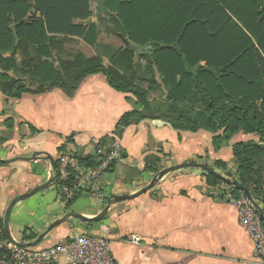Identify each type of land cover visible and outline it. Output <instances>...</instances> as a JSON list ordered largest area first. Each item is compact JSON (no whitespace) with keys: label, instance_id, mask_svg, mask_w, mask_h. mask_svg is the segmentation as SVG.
Wrapping results in <instances>:
<instances>
[{"label":"crops","instance_id":"crops-1","mask_svg":"<svg viewBox=\"0 0 264 264\" xmlns=\"http://www.w3.org/2000/svg\"><path fill=\"white\" fill-rule=\"evenodd\" d=\"M93 22L98 25L97 21ZM111 26L114 25L109 24L113 37L121 38L122 43L108 40L106 44L137 50L136 44L116 30L114 33ZM100 36L101 33L98 42ZM103 58L106 63V57ZM157 77L158 86L150 91L155 117L133 120L124 126L121 135L115 132L117 124L126 112L136 107V97L114 89L101 73L84 78L74 92L54 86L41 92H25L18 98H6L0 90V157L3 159L48 153L58 164L62 152L69 150L75 156L91 153L97 161L95 149L100 142L118 138L121 144V158L93 186L77 195V198L92 197L96 200L93 205L84 203L68 208L59 181L17 202L10 222L22 219L29 229V234L23 235L36 237L18 239L10 227L16 240L34 242L53 221L69 211L95 216L114 194L134 193L145 187L157 173L146 168L148 156L161 158L159 168L204 160H213L211 167L218 172L224 173L214 167L216 160L231 161L228 168H232L233 138L218 148L214 146L215 134L211 131H178L166 120L157 118L164 99L161 97L157 102L155 92L163 96L167 91L161 76ZM23 79L27 87L37 90V81ZM137 109L142 110V106ZM71 135L73 138L68 141ZM50 172V163L42 159L4 162L0 165L4 204L46 182ZM204 173L208 172L198 167L169 172L139 196L113 203L105 219L90 223L71 218L50 229L35 247L64 242L86 232L110 239L113 264H264L254 254V241L240 224L229 186L221 193L207 183ZM254 200L263 206L262 201Z\"/></svg>","mask_w":264,"mask_h":264},{"label":"trees","instance_id":"trees-1","mask_svg":"<svg viewBox=\"0 0 264 264\" xmlns=\"http://www.w3.org/2000/svg\"><path fill=\"white\" fill-rule=\"evenodd\" d=\"M104 1L115 15L110 20L116 31L136 45H150L148 50L106 44L103 55L76 51L64 58L61 54L69 38L98 43L99 26L78 22L94 14L91 0H0L1 92L6 98L54 86L74 92L84 78L101 73L114 89L136 97V107L117 124L115 132L121 135L133 120L155 117L150 91L158 86L160 75L167 96L157 118L173 129L211 131L218 148L238 133L257 137L233 143L235 171L222 160H216L214 167L264 202V0ZM35 6L38 15L31 14ZM23 77L37 81V90L27 87ZM7 122L12 126L10 119ZM76 157L82 166L97 163L91 153ZM159 161L148 156L146 168L157 172ZM204 175L212 186L228 185L234 198L243 193L221 176ZM72 182L70 177L59 184ZM77 197L67 199L66 205ZM0 224L9 242L1 216ZM6 252V248L0 250V259Z\"/></svg>","mask_w":264,"mask_h":264},{"label":"built area","instance_id":"built-area-1","mask_svg":"<svg viewBox=\"0 0 264 264\" xmlns=\"http://www.w3.org/2000/svg\"><path fill=\"white\" fill-rule=\"evenodd\" d=\"M97 163L82 166L69 150L59 157L57 171L59 180L73 177L72 183H63L61 192L66 199L76 197L90 188L95 181L121 158V144L118 138L100 142L95 149ZM228 190V189H227ZM230 193V190H229ZM264 194V172H263ZM231 196V194H230ZM231 200L238 208L239 221L254 241V254L264 262V202L258 207L243 191L240 197ZM136 240V238H135ZM6 248L0 264H113L114 255L110 239L103 234L81 232L64 242L46 247L20 246L4 238V228L0 224V250Z\"/></svg>","mask_w":264,"mask_h":264},{"label":"water","instance_id":"water-1","mask_svg":"<svg viewBox=\"0 0 264 264\" xmlns=\"http://www.w3.org/2000/svg\"><path fill=\"white\" fill-rule=\"evenodd\" d=\"M97 5H96V10L97 12L95 13V17L94 18H90L86 21L87 24H90L91 22L93 21H97L99 19H102V18H107V16H105L106 13H109V10L107 9L106 7V4H105V1L104 0H95ZM38 12V8L35 6L34 8V11L31 13V14H35ZM30 18V15L25 19V21H28ZM112 27V31L115 33V29H114V26H111ZM119 34L120 36H122V34L120 33H117ZM14 35H15V38H16V44H18L19 42V38H18V35H17V31L16 29H14ZM36 159H42V160H45L47 162L50 163L51 165V172L49 174V178L47 179L46 182L32 188L30 191L26 192V193H23V194H20L18 196H16L15 198L12 199V201L10 202L7 210H6V213H5V230H6V233H7V236L9 237V239L14 242L15 244L17 245H20V246H36L40 239L52 228L68 221L69 219L71 218H78L84 222H90V223H94V222H98V221H101L103 219L106 218V216L108 215V212H109V209L111 207V205L113 203H116V202H120V201H123V200H129V199H132V198H135L137 196H139L140 194L148 191L149 189L153 188L157 183L158 181L163 177L165 176L167 173L169 172H172V171H175L177 169H180V168H184V167H198V168H202L203 170H205L206 172L208 173H211V174H216L218 176H221L223 178H225V180L232 186H235L237 187L238 189L244 191L247 195V197L255 203V205L258 207V210L263 214V210L260 208V206L255 202L254 198L252 197L251 193H250V190L246 187V186H243L238 180L234 179V178H226L224 177V175H222L220 172L216 171L213 167L209 166V165H206V164H202V163H198V162H182V163H178V164H174V165H171V166H168L166 168H163L162 170L158 171L153 179L150 181V183L148 185H146L145 187L141 188L140 190L134 192V193H127V194H122V195H117V194H114L111 198H110V201L108 202V204L103 208V210L95 215V216H86L78 211H69L67 212L66 214H64L63 216L57 218L55 221H53L49 227H48V230H46L45 232L41 233L39 235V237L34 241V242H23V241H18L14 238L12 232H11V229H10V217H11V213H12V210L14 208V206L16 205L17 202L21 201V200H24V199H27L29 197H31L32 195H34L35 193L41 191V190H44L46 189L48 186H50L51 184H56L59 180V174H58V171H57V160L54 156H52L51 154H46L44 156H41L37 153H35L33 156H30V157H26V156H18V157H15V158H11V159H3L0 157V161H3V162H6V163H10L12 161H15V160H26V161H33V160H36Z\"/></svg>","mask_w":264,"mask_h":264},{"label":"rangeland","instance_id":"rangeland-1","mask_svg":"<svg viewBox=\"0 0 264 264\" xmlns=\"http://www.w3.org/2000/svg\"><path fill=\"white\" fill-rule=\"evenodd\" d=\"M96 5H97L96 1L95 0H91V8H92L94 14L90 18H93L95 16ZM36 14L38 15L39 13L37 12ZM105 16H107L106 19L104 18V19L97 20L99 28H100V33H101V36L99 38V42L97 44L91 46L88 43L82 41L83 39L80 38V37L69 38L66 41L65 45H64L65 52L62 53L61 56L64 57V58H71L72 56H74V53L76 51L82 52V53H84V54H86L88 56H91L94 53L96 55H103L104 54V46L106 45V42L108 40H114L117 43L121 44L122 43V39L119 38V37H113V35L111 33V30L109 28V24H112V22L110 20V17L113 16V15H111V13H106ZM90 18H88V19H90ZM87 20H84V21H79L78 20V22H82L83 24H85ZM133 44H135V43H133ZM136 46H137V51L138 52L142 51L141 46H139V45H136ZM20 56H19V58H21ZM106 63H108V58L107 57H106ZM157 92H155V99H157V102H158V99H160L161 97H163L162 99L166 98L167 91H165V94L163 96L162 95H158ZM251 138H257V137H255L254 135H244L243 133H238L237 135H235L233 137L231 142L235 143L236 141L248 140V139H251ZM230 162H228V163H230ZM202 163L212 166L213 160H204ZM166 167H168V166H165V165L161 166L158 171H160V170H162L163 168H166ZM231 170L235 171V165H232ZM222 185H223L222 186L223 188L220 187V184L215 187V188H218L221 193H223L224 190L227 188V185H225V184H222ZM227 189H229V188H227ZM4 194H5L4 192H0V210H1L0 211V216L2 218H4V221H5V213H6V210H7L8 206H9V204H10V202L12 200H10L7 204H4V200H3V198L5 197ZM95 201L96 200L93 199L90 196H81V197L77 198L72 204H70L68 206V208H76V207H78V206H80L81 204H84V203L86 205H88V206L89 205H93L95 203ZM2 204L5 205V206L3 207ZM10 227L12 229L13 234L18 239H22L24 237L23 234H29V229H27L25 227V224H24V222H22V219L21 220L20 219L12 220V222H10ZM26 240H30V238L29 239L27 238Z\"/></svg>","mask_w":264,"mask_h":264}]
</instances>
